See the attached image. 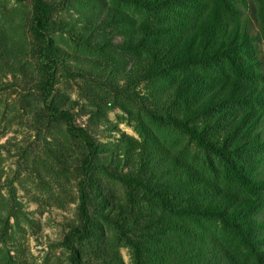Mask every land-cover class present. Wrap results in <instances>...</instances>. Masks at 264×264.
Segmentation results:
<instances>
[{"label":"rangeland","instance_id":"rangeland-1","mask_svg":"<svg viewBox=\"0 0 264 264\" xmlns=\"http://www.w3.org/2000/svg\"><path fill=\"white\" fill-rule=\"evenodd\" d=\"M50 1L53 20L47 23L43 41L34 34L31 0H0V264H71L62 240L69 223L78 220L84 179L81 157L87 149L82 138L56 118L63 101L73 123L84 126L95 141L96 158L119 171H135L146 156H162L165 148L214 187L250 194L232 177L226 159L158 115L166 110L179 112L171 92L180 74L197 69L207 78L217 73L214 66L139 74L137 61L153 45L171 41L172 20L193 9L195 0L152 10L123 0ZM248 3L247 11L253 10L260 19L264 0ZM251 18L255 30L257 22ZM143 25L154 33L143 34ZM48 39L60 49L56 63L49 59ZM255 42L264 56V38ZM156 100L157 118L150 114ZM220 110L227 115L237 110L238 118L242 108L216 107L192 121L202 124ZM204 126V134L210 133L209 124ZM257 143L251 145L262 147ZM253 153L237 154L250 160ZM96 177L111 204L141 215L140 219L155 213L161 226L179 220L189 230L215 236L229 250L238 247L232 230L216 216L176 214L111 175L97 173ZM95 217L108 242L90 264H135L132 247L117 228ZM175 242L165 239L157 244V264H172L183 254L185 245Z\"/></svg>","mask_w":264,"mask_h":264},{"label":"trees","instance_id":"trees-1","mask_svg":"<svg viewBox=\"0 0 264 264\" xmlns=\"http://www.w3.org/2000/svg\"><path fill=\"white\" fill-rule=\"evenodd\" d=\"M31 1L35 37L45 41L47 23L53 20L52 1ZM123 1L147 10L189 4V0ZM191 5L194 8L182 12L183 17L172 20L171 41L153 45L137 61L139 74H160L179 66H214L217 73L207 78L197 69L180 74L171 92V102L179 112L172 114L166 110L158 115L183 129L203 148L226 159L232 177L250 194L214 187L165 148L161 149L162 156H146L135 171H119L96 158L95 141L84 126L73 123L63 101L59 111L53 110L58 113L56 118L63 119L67 130L80 136L87 149L81 157L84 179L80 185L78 220L69 223L62 240L70 252L71 264H90L92 257L102 255L108 239L96 215L117 228L120 237L132 247L135 264H157V244L165 239L186 247L181 248L183 254L172 264H264V56L255 42L264 38V13L260 19L253 10L249 13L248 0H195ZM251 15L257 22L255 30ZM142 30L145 35L154 33L146 25ZM47 41L49 59L56 63L60 60V49L50 39ZM152 106L150 114L157 118V100ZM220 106L242 111L238 118L237 110L230 115L220 110L202 124L192 121ZM205 124L212 129L208 134H204ZM256 142L262 147L251 145ZM246 150L254 152L250 160L237 154ZM97 173L139 188L151 195L156 205L158 199L165 209L176 214L216 216L232 230L238 247L229 250L215 236L198 229L189 230L179 220L165 221L161 226L155 213L143 214L142 219L139 214H130L123 206L111 204L100 192Z\"/></svg>","mask_w":264,"mask_h":264}]
</instances>
